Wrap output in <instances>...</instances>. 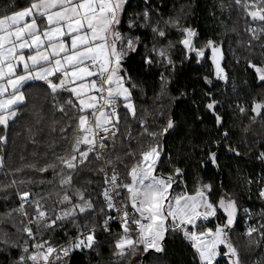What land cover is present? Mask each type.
Masks as SVG:
<instances>
[{"label":"snow or ice","instance_id":"snow-or-ice-1","mask_svg":"<svg viewBox=\"0 0 264 264\" xmlns=\"http://www.w3.org/2000/svg\"><path fill=\"white\" fill-rule=\"evenodd\" d=\"M141 3L142 7L133 8L131 0H29L23 7L13 2L0 14V126L7 129L9 121L17 117L19 106L26 102L22 89L29 80L43 82L53 107L61 114L68 116V109L76 112L68 126L60 129L62 134L69 129L73 133L67 151L54 153V158L42 165L33 162L16 168L13 178L0 186L5 202L13 196L19 200L17 207L0 214L3 216L0 225L12 221L16 232L25 237L23 244L18 243L0 227V264H71L74 254L99 256V250L109 243L116 264H122L125 257L127 264H131V258L138 255L164 254L168 238L176 235L191 243L195 264H220L221 259L225 264H245L230 235L241 219L238 199L224 192L213 200L211 183H200L191 194L186 191L173 194V185L182 180L185 170L173 165L168 174L157 172L161 156L166 154L164 141L179 127L172 108L191 101L195 111H201V105L195 102V88L191 92L177 88L178 95L172 96L171 85L183 74L186 64L193 60L199 64L208 50L215 77L227 82L229 75L221 64L222 43L209 38L199 44L198 29L182 23L191 15V4L182 6V16L169 15L165 19L152 0ZM233 5L242 8L251 21L264 24V0H231L230 4L219 0L216 8L223 12ZM129 8L133 10L129 12ZM173 31L178 35L176 40L170 39ZM247 31L251 34L247 43L251 50L253 41L264 37V27H249ZM176 49H180L179 57ZM247 65L254 69L258 86H264V63L248 60ZM154 68L163 69L158 71L156 98L168 97L170 105L167 112L158 113L163 124H150L147 114L138 118L134 100V91L140 88L139 77L155 75ZM197 79H202L205 85L212 84L207 76ZM64 92L70 98L60 103L57 98ZM204 98L209 100L203 105L204 110L211 112L217 128H222L223 116L216 112L222 102L211 92H205ZM121 100L131 119H138L141 129L138 138L130 129L123 134L120 131L121 116L117 109ZM237 107L241 114L248 110L245 106ZM250 109L253 122L264 116V99H254ZM197 118L202 121V117ZM63 138L67 140L66 135ZM6 142L7 136L0 135V143ZM221 146L240 155L225 129L220 139L208 144L205 163L220 166L219 152L212 151V147ZM92 157L99 164L94 171L102 177L103 185L95 199L73 183ZM168 158L171 160L170 155ZM257 159L264 162V151L259 152ZM3 165L0 157V167ZM120 168L124 169L128 182L121 180ZM25 169L40 174L51 171L54 181H58L63 193H56L57 200L51 209L43 202L44 196L26 187L34 183L31 178H15ZM254 183L261 185L258 199L264 201V173L259 179L247 181L249 186ZM29 204L34 209L32 213L27 211ZM16 213L22 217L19 227L12 219ZM243 213L252 220L250 209L244 208ZM220 214L224 217L222 222L197 231L198 221H208ZM81 217L87 219L81 222ZM113 223L120 230L114 241H101L102 235H112ZM69 224L76 235L64 244L54 245L51 239L43 238L48 231ZM243 235L248 238L249 248L264 247V209ZM140 264H144L143 259ZM253 264H264V254Z\"/></svg>","mask_w":264,"mask_h":264},{"label":"trees","instance_id":"trees-1","mask_svg":"<svg viewBox=\"0 0 264 264\" xmlns=\"http://www.w3.org/2000/svg\"><path fill=\"white\" fill-rule=\"evenodd\" d=\"M13 2H15L17 7H23L27 5L29 0H0V14H3L8 5ZM131 3L133 8L137 5L142 7L141 0H131ZM152 3L154 6L160 7L165 19L169 15L182 16V6L191 4V15L187 21L182 20V23L191 24L198 29L200 32L199 44H203L209 38L216 40L217 43H222L224 57L222 66L229 75L227 82L218 80L215 77L210 59V50L206 52V58H203L199 64L193 60L191 64L185 65L183 74L175 79L171 85V95H178L176 92L177 88L186 89L189 92L195 88V102L201 105V111L196 112L191 101L188 103L181 102L179 107L172 108L179 127L165 140L166 154L162 156L157 172L168 174L172 171L173 165L185 170V176L182 180L173 185V194L176 190H180L184 184L192 192L195 186L200 183H211L213 185L211 194L213 200H218L221 194L227 192L238 199L240 207L242 204L264 206V201L258 199L260 185L254 183L249 186L247 184L249 179L256 180L260 173H264V162L257 159L259 152L264 151V116L256 117L253 122V115L250 109L254 99H264V86H258L256 74L247 65L248 60H252L257 64L264 63V48L261 47L264 44V37L253 41L252 49L249 50L247 43L251 38L247 31V26L259 23L261 27H264V24L258 21H251L244 10L235 5L230 9L226 8L223 12L219 11L216 8L219 0H152ZM225 3L230 4L231 0H225ZM133 8H129V12ZM185 11H188V9H185ZM213 12H215V15H211ZM233 29L235 30L233 31ZM238 34L243 38L241 43H237ZM177 38L178 35L173 31L170 39L176 40ZM232 48L235 51L233 55ZM144 52L145 50L142 48L141 54ZM179 55L180 49H176V56L179 57ZM235 58L239 59L237 63ZM135 59L138 61L139 56ZM125 66L127 67V65ZM162 70L154 68L153 72L156 73L155 75L145 74L140 76L138 79L140 88L134 91L137 116L138 118H143L147 114L150 124H163L164 120L158 118V113L161 111L167 112L170 107L168 97L156 98V93L159 91L158 71ZM133 75L135 77V73ZM205 76L212 80V84L205 85L202 79H197ZM246 81L247 84L245 83ZM205 92L213 93L214 98L222 102L216 109V112L223 116L222 128H217L214 115L203 108V105L209 102V100L204 98ZM242 97L247 101L246 108L248 110L245 114H241L242 116L240 117L236 106L233 103L230 104V101L241 100ZM69 98V94L64 92L57 99L60 103H63ZM185 99L187 100V98ZM123 103L121 100L119 106L121 116L120 131L123 134L130 129L133 136L138 138V134L141 131L138 119L136 121L131 119L130 114L124 109ZM67 111L68 116H65L53 107L51 95L46 87L43 86V82H35L28 86L26 102L19 106L17 117L9 121L7 129L0 126V135L7 136V142L0 143V155L4 149V154L7 157L4 158L5 164L3 167H0V181L4 182L3 185L8 183L13 177L10 170L14 171L16 168H21L33 162H38L42 165L51 161L54 158V153L63 154L69 149L73 135L72 130L69 129L67 133L62 134L60 129L68 126L70 119L76 115V112L72 109ZM197 117H202V121ZM246 128L247 131H245ZM225 129L229 131L232 146L238 149L240 155L236 156L234 153L228 152L226 146H221L219 149L212 147V151L219 152L218 163L220 166L217 168L211 163H205L207 160V146L211 141L220 139V133ZM65 135L67 140L63 138ZM117 143L119 144V138ZM142 143H147V141H142ZM133 146H136L135 141H133ZM169 155L171 160L168 158ZM128 163H131V161ZM98 167L99 164L92 157L91 163L76 175L73 181L75 187L85 189L87 193L91 194L93 199L97 197L103 186L102 177L94 171ZM9 168V172H6ZM119 172L121 180L128 182L124 169L120 168ZM15 178L24 180L31 178L34 183L26 187L30 188L34 194L44 196L45 201L55 197L56 193H49L53 191L54 187L58 188L59 191H63V189L59 188L58 181H54L51 171L46 174H40L25 169L22 174L17 175ZM40 180L45 181V183H36V181ZM47 181H54V183L49 184ZM13 191L14 189L10 190V192ZM4 196L5 193L0 192V214L17 207L19 204V200L15 196L8 202L4 201ZM27 211L29 213L34 211L31 204L28 205ZM0 217L2 216L0 215ZM240 217L241 219L236 225L235 232L230 235L233 237V243L240 250L245 264H253L255 259H259L264 252L255 246L249 248L247 241L234 240L233 234L236 233L239 227H243L241 212ZM13 219H15L14 222L17 227H19L22 217L16 213ZM84 219H87V217H81V222ZM223 219V215L220 214L217 218L203 221V224L212 228L216 223L222 222ZM5 231L9 233L11 238L23 239V236L18 234L16 229L12 227V224L7 229L5 227ZM119 231V229L112 230L111 236L102 235L100 239L101 241H114L116 233ZM65 232L68 233L67 236ZM75 235V231L72 230L69 224L63 229L48 231L43 238L45 240L51 239L54 245H59L70 236ZM39 239L38 235L37 240ZM166 249V252L162 255L149 253L144 256H138V259L140 261L144 259V264H195L194 249H192L191 243L185 240L182 235L169 237ZM113 251L112 243H109L101 248L99 256L95 253H92L91 256L76 253L72 257L71 264H116V260L112 256ZM123 263L125 264V262ZM220 264H225V261L221 259Z\"/></svg>","mask_w":264,"mask_h":264},{"label":"rangeland","instance_id":"rangeland-1","mask_svg":"<svg viewBox=\"0 0 264 264\" xmlns=\"http://www.w3.org/2000/svg\"><path fill=\"white\" fill-rule=\"evenodd\" d=\"M240 8V7H239ZM242 9V8H241ZM249 27H254V28H257V29H259V28H261V25H259V23H253L252 25H249V26H247V29L249 28ZM249 34H250V32H248ZM241 35L240 34H238V36H237V38H238V41H237V43H241L242 41L241 40H243V38L242 37H240ZM250 36V38H251V34L249 35ZM231 52V51H230ZM233 54H235V51H233V48H232V55ZM232 57V56H231ZM234 58V57H233ZM232 59V58H231ZM239 59H236L235 58V61H236V63H237V61H238ZM233 90V89H232ZM232 92V91H231ZM233 103V105H235L236 106V109L238 110V113H239V116L241 117L242 115H241V113L239 112V109H238V107H237V105H240V106H247V101H245V99L242 97V99L241 100H232V101H230V104H232ZM37 109V108H36ZM38 110H40V109H38ZM3 153H1V155H0V157H3V160H4V164H5V157H6V155L4 154V149H3V151H2ZM7 158V157H6ZM9 170H10V168L6 171V172H9ZM10 173L12 174L13 173V171H11L10 170ZM261 174L262 173H260L259 174V176H258V179H259V177L261 176ZM13 178V177H12ZM11 178V179H12ZM0 182H2V183H0V186H2L3 185V181H0ZM184 186V187H183ZM183 186H181V189L180 190H176V192L174 193V194H178V193H182V192H188V193H193L194 192V190L196 189V187L198 186V185H196L195 186V188H194V190L192 191V192H190L187 188H186V186H185V184L183 185ZM261 186V185H260ZM255 191H256V189H255ZM258 191H259V189H258ZM57 192H59V193H63V191H59V189L58 188H56V187H54V189H53V191H51V192H49L50 194H55V193H57ZM257 192V191H256ZM55 197L53 198H51V199H48V200H44L43 202L44 203H46L47 204V206H48V208L49 209H51L53 206H54V204H55V201L57 200V195L55 194L54 195ZM244 208H248V209H250V211L253 213V217H252V220H249V218L247 217V216H245L244 215V213H243V209ZM262 209H264V206H257V205H255V204H242L241 205V215H242V222H243V224H242V226L243 227H239L238 228V230L236 231V233L235 234H233V236H234V240H241L242 242H245V241H247L248 243H249V241H248V238L247 237H245L244 235H243V233L245 232V230L247 229V227L249 226V224H251L254 220H257V219H259V213L261 212V210ZM27 210H28V205H27ZM2 216V215H1ZM0 219H3V216L2 217H0ZM13 219V218H12ZM13 221H15V219H13ZM204 222L203 221H200L199 223H198V228H197V231H202V230H204V229H206V228H208V225H206V224H203ZM12 224V221H7V222H5L3 225H0V227H2L3 228V230L5 231V227H6V229L8 228V226H10ZM242 228V229H241ZM0 236H2V233H0ZM23 239H20V240H17L18 238H12V239H14V240H16L18 243H21V244H23V242H24V239H25V237H22ZM261 250H262V252H264V247H261L260 248ZM101 250V249H100ZM99 250V251H100ZM139 256V255H138ZM138 256L137 257H133V258H131V264H140V260L138 259ZM126 258V259H125ZM124 258V261L123 262H125V264H127V262H128V258L127 257H125ZM255 260H257V259H255ZM122 262V263H123ZM124 264V263H123Z\"/></svg>","mask_w":264,"mask_h":264},{"label":"crops","instance_id":"crops-1","mask_svg":"<svg viewBox=\"0 0 264 264\" xmlns=\"http://www.w3.org/2000/svg\"><path fill=\"white\" fill-rule=\"evenodd\" d=\"M41 27H43V25H41ZM26 54H28L27 52H26ZM18 71L19 72H22V69H18ZM35 82H42V81H38V80H29V81H27L26 83H25V85H24V87H23V91H24V93H25V96H26V92H27V89H28V86L30 85V84H32V83H35Z\"/></svg>","mask_w":264,"mask_h":264},{"label":"built area","instance_id":"built-area-1","mask_svg":"<svg viewBox=\"0 0 264 264\" xmlns=\"http://www.w3.org/2000/svg\"><path fill=\"white\" fill-rule=\"evenodd\" d=\"M119 106H120V101H119ZM118 111H119V113H120V108L118 107V109H117ZM210 219V218H209ZM201 221H203V220H201ZM200 221H198L197 223H199ZM208 228H211V227H208ZM119 228H118V226H117V224H115V223H113V225H112V230L114 231V230H118ZM66 242V241H65ZM65 242H63V243H61V244H64ZM60 245V244H59Z\"/></svg>","mask_w":264,"mask_h":264},{"label":"water","instance_id":"water-1","mask_svg":"<svg viewBox=\"0 0 264 264\" xmlns=\"http://www.w3.org/2000/svg\"><path fill=\"white\" fill-rule=\"evenodd\" d=\"M222 62H223V60L221 61V64H222ZM164 145H165V141H164ZM166 146V145H165ZM164 154H162V156H163ZM162 156H161V158H162ZM172 191V190H171ZM143 261H144V259H143Z\"/></svg>","mask_w":264,"mask_h":264},{"label":"flooded vegetation","instance_id":"flooded-vegetation-1","mask_svg":"<svg viewBox=\"0 0 264 264\" xmlns=\"http://www.w3.org/2000/svg\"><path fill=\"white\" fill-rule=\"evenodd\" d=\"M222 63H223V62H222ZM251 71L255 73L254 69H251ZM252 115H253V114H252Z\"/></svg>","mask_w":264,"mask_h":264}]
</instances>
